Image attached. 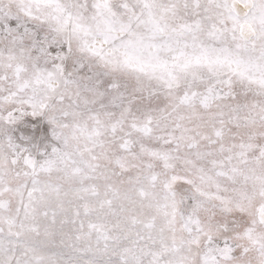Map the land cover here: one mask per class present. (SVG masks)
Here are the masks:
<instances>
[{
    "label": "snow or ice",
    "instance_id": "snow-or-ice-1",
    "mask_svg": "<svg viewBox=\"0 0 264 264\" xmlns=\"http://www.w3.org/2000/svg\"><path fill=\"white\" fill-rule=\"evenodd\" d=\"M0 264H264V0H0Z\"/></svg>",
    "mask_w": 264,
    "mask_h": 264
}]
</instances>
